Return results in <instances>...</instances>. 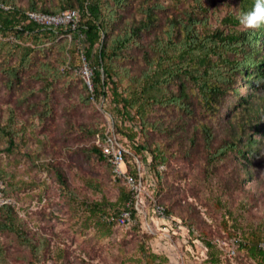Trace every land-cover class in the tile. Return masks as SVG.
Masks as SVG:
<instances>
[{
	"label": "rangeland",
	"instance_id": "obj_1",
	"mask_svg": "<svg viewBox=\"0 0 264 264\" xmlns=\"http://www.w3.org/2000/svg\"><path fill=\"white\" fill-rule=\"evenodd\" d=\"M159 1L177 11L189 0ZM18 2L26 5L28 0ZM59 2L46 0L52 5ZM139 2L129 0L125 18L140 16ZM223 2L234 0L210 3H220L223 11ZM70 35L62 33L41 41L25 36L15 43L20 45L16 49L11 48L15 45L13 36L0 35L1 192L14 208L23 233L40 248L35 255L16 233L0 230V264H145L148 258L144 250L165 257L167 260L161 264H211L202 261L205 240L214 245L213 258L217 256L220 264H263L239 242L251 233L264 239V143L259 144V154L248 159L228 154L212 161L200 142V131H196L195 144H189L183 138L184 129L188 131L207 120L214 127L217 141L221 126L237 118L224 116L223 112L218 116L204 114L196 101L192 114L169 104L156 106L150 118L160 127H148L144 137L138 124L115 114L109 98L88 100L77 72L83 50L81 39L76 40V51L59 64L63 69L69 63L67 74L55 77L49 72L46 81L36 79L39 62L54 63L60 43L69 41ZM27 46L43 51L32 53L20 84L9 87L4 59L8 55V62H19L22 47ZM136 58L141 65L139 53ZM250 89L239 87L243 94ZM263 90L261 87L255 91ZM232 110L229 105L223 109L227 113ZM263 122L264 116L260 125ZM2 126L14 127L13 146L8 144ZM96 127L113 131L124 148L126 140L119 129L128 132L132 127L137 132L135 142L146 141L163 149L166 160L157 166L162 171L156 175L148 155L140 154L132 161L143 177L141 195L149 194L163 203L165 219L156 217L151 202L144 199L143 213L136 216L133 226L117 222L108 232L98 213L89 211L87 205L93 201L115 202L122 187L105 161L89 150L99 143L88 131ZM245 132L264 137V132L252 134L249 125ZM244 166L248 178L240 181ZM55 168L65 176L66 185L59 182ZM141 223L149 225L147 230Z\"/></svg>",
	"mask_w": 264,
	"mask_h": 264
},
{
	"label": "trees",
	"instance_id": "obj_2",
	"mask_svg": "<svg viewBox=\"0 0 264 264\" xmlns=\"http://www.w3.org/2000/svg\"><path fill=\"white\" fill-rule=\"evenodd\" d=\"M210 2L189 0L175 11L159 0H140V16L131 14L127 19L125 15L129 10V0H60L56 5L46 3V0H28L26 5L18 0H0L1 4L8 6L6 9L0 7V35L13 36L15 44L25 36L41 41L69 32L70 40L65 39L60 43L61 50L54 63L45 60L39 62L35 69L36 79L46 81L49 72L55 77L67 74V69L71 67L69 63L63 69L59 64L76 51V40L81 39L82 53L94 70L92 89L81 79L88 100L109 98L115 114L121 120L138 124L144 131V137L148 127L153 130L160 127L150 118L156 106L169 104L192 114L196 101L204 114H232L237 119L221 126L222 133L217 141L214 127L207 120L188 131L184 129L186 134L183 138L189 144H195L198 140L196 131L199 130L200 142L212 161L228 154L248 159L250 155L259 154V144L264 143V137L245 132L246 125L251 127L252 134L264 132V122L260 125L264 116V90L261 93L255 91L264 87V24L248 27L238 18L242 11L252 8L255 0H234V3L229 4L223 2V11L220 3L211 5ZM66 8L80 11L76 28L43 27L26 14L28 10L56 13ZM17 46L20 45L15 44L11 48L16 49ZM22 48L19 62H8V55L4 59L9 87L20 84L23 68L32 53L43 51V48L30 46ZM138 53L141 65L136 60ZM124 81L126 85H123ZM242 86L251 89L243 94L239 91ZM228 105L233 109L229 113L223 111ZM1 130L8 144L13 146L14 127L2 126ZM119 130L126 140L124 144L127 151L123 156L127 172L143 181L138 167L132 161L135 156L143 154L149 156V166L155 169L154 174L160 173L162 170L157 169V166L166 160L163 149L150 142H135L137 132L132 127H129L128 132L126 129ZM88 131L99 139V143L91 145L90 152L103 159L112 173V164L99 145L106 131L97 127ZM245 167L241 168L244 175L240 181L248 178ZM55 170L59 182L66 185L63 173L59 168ZM115 181L122 184L115 202L93 201L87 205L91 213L97 212L105 222L108 232L117 223V216L123 209L130 208L136 217L133 205L128 204L131 197L129 188L121 178H115ZM157 203L167 211L163 203ZM115 205L119 207L116 209ZM0 215V230L16 233L37 255L40 248L23 233L14 208L8 204L0 205ZM261 242H264L263 237L251 233L239 242V246L246 248L253 259L264 264ZM204 246L206 251L202 261L220 264L217 256L213 258L214 245L211 241L205 240ZM144 252L148 258L145 264H161L167 260L151 250Z\"/></svg>",
	"mask_w": 264,
	"mask_h": 264
},
{
	"label": "built area",
	"instance_id": "obj_3",
	"mask_svg": "<svg viewBox=\"0 0 264 264\" xmlns=\"http://www.w3.org/2000/svg\"><path fill=\"white\" fill-rule=\"evenodd\" d=\"M0 7L8 8L0 3ZM27 17L34 22L40 24L47 28H56L59 26H70L71 28H76L80 21V11L76 8H66L56 13H46L35 10H28L26 12ZM77 72L82 77L89 89H92V79H93V66L90 65L88 59L84 56L81 51V65L77 68ZM101 146L102 152L107 157V159L112 164V173L114 178H121L124 184L129 188L131 197L128 204L133 205L135 210V216H140L143 213L144 199H149L152 204V211L156 217L165 219L166 213L163 205L157 203L155 199L149 195H141L142 191V181L141 178H136L133 174L127 172V166L124 161L123 153L127 151L116 139L113 131H106L104 139L99 144ZM125 166V167H122ZM139 173V172H138ZM140 175V173H139ZM2 183L0 182V204H7L8 199L3 197ZM148 196V197H147ZM117 222L123 226H133L137 219L133 216V212L130 208L123 209L117 216ZM141 223L143 229L147 230V227ZM149 226V225H148ZM150 228V227H149ZM260 246L264 248V242L260 243Z\"/></svg>",
	"mask_w": 264,
	"mask_h": 264
},
{
	"label": "clouds",
	"instance_id": "obj_4",
	"mask_svg": "<svg viewBox=\"0 0 264 264\" xmlns=\"http://www.w3.org/2000/svg\"><path fill=\"white\" fill-rule=\"evenodd\" d=\"M238 18L243 25L248 27H259L264 24V0H255L252 8L242 11Z\"/></svg>",
	"mask_w": 264,
	"mask_h": 264
}]
</instances>
